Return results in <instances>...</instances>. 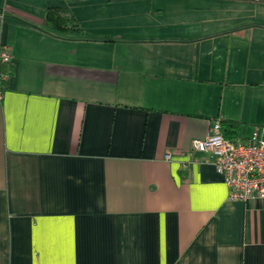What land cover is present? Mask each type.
I'll return each instance as SVG.
<instances>
[{
  "label": "crops",
  "instance_id": "obj_1",
  "mask_svg": "<svg viewBox=\"0 0 264 264\" xmlns=\"http://www.w3.org/2000/svg\"><path fill=\"white\" fill-rule=\"evenodd\" d=\"M34 1L0 0V264H264L191 148L264 125V0Z\"/></svg>",
  "mask_w": 264,
  "mask_h": 264
},
{
  "label": "built area",
  "instance_id": "obj_2",
  "mask_svg": "<svg viewBox=\"0 0 264 264\" xmlns=\"http://www.w3.org/2000/svg\"><path fill=\"white\" fill-rule=\"evenodd\" d=\"M10 57L8 46L0 44V62L7 63ZM7 76L0 72V78ZM191 148L212 161L227 187V199L264 202V125L255 126L246 139H232L224 136L220 120L215 119L203 138L192 140Z\"/></svg>",
  "mask_w": 264,
  "mask_h": 264
},
{
  "label": "trees",
  "instance_id": "obj_3",
  "mask_svg": "<svg viewBox=\"0 0 264 264\" xmlns=\"http://www.w3.org/2000/svg\"><path fill=\"white\" fill-rule=\"evenodd\" d=\"M47 13L48 14L46 16L45 21L49 22V24H52L54 26V28H63L65 30L78 28L77 22H75L72 19L67 20V18H64L61 16V13L58 11V7L49 8ZM0 65H4V63L0 62ZM7 79L8 78H5V79L0 78V90L1 91L3 90V87L6 86ZM227 138H229V137H227Z\"/></svg>",
  "mask_w": 264,
  "mask_h": 264
},
{
  "label": "rangeland",
  "instance_id": "obj_4",
  "mask_svg": "<svg viewBox=\"0 0 264 264\" xmlns=\"http://www.w3.org/2000/svg\"><path fill=\"white\" fill-rule=\"evenodd\" d=\"M8 1H9V0H8ZM38 2H42V1H41V0H40V1H39V0H35V1H34V3H38ZM178 27H179V26H178ZM253 129H254V128H253ZM252 131H253V130H252ZM252 131H251V132H252Z\"/></svg>",
  "mask_w": 264,
  "mask_h": 264
}]
</instances>
